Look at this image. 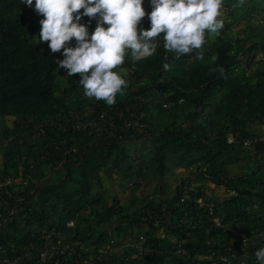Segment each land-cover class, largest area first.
I'll return each mask as SVG.
<instances>
[{
  "label": "trees",
  "instance_id": "trees-1",
  "mask_svg": "<svg viewBox=\"0 0 264 264\" xmlns=\"http://www.w3.org/2000/svg\"><path fill=\"white\" fill-rule=\"evenodd\" d=\"M258 2L223 0L226 19L206 32L202 59L165 50L163 34L152 56L126 53L113 69L126 86L107 105L83 94L79 73L59 84L58 55L34 43L42 18L35 0H0V182L13 181L0 188V264H209L196 257L241 243L226 228L264 246ZM143 6L151 11L148 0ZM138 27L149 28L147 15ZM166 166L191 175L170 188ZM113 184L130 190L128 202Z\"/></svg>",
  "mask_w": 264,
  "mask_h": 264
},
{
  "label": "clouds",
  "instance_id": "clouds-1",
  "mask_svg": "<svg viewBox=\"0 0 264 264\" xmlns=\"http://www.w3.org/2000/svg\"><path fill=\"white\" fill-rule=\"evenodd\" d=\"M35 0L40 19L39 42H48L50 53L60 52L55 63L65 76L79 73L83 94L113 105L126 81L113 71L129 53L134 60L152 56L154 38L163 34V47L177 57L196 52L210 36L222 29L223 0ZM33 6V0H20ZM242 5L244 0H237ZM83 9L81 12L80 10ZM147 15L149 28L138 27ZM87 17L88 23H82ZM96 26L90 32L92 20ZM75 41V46H66ZM62 50V51H61ZM168 70L169 65H162ZM221 73L223 68L218 69ZM256 264H264V246L253 253Z\"/></svg>",
  "mask_w": 264,
  "mask_h": 264
},
{
  "label": "built area",
  "instance_id": "built-area-1",
  "mask_svg": "<svg viewBox=\"0 0 264 264\" xmlns=\"http://www.w3.org/2000/svg\"><path fill=\"white\" fill-rule=\"evenodd\" d=\"M222 11L224 12L225 10L222 9ZM261 59L264 60V56H261ZM127 72L131 73L130 70H128ZM164 108L165 109L168 108V105L165 104ZM227 142L228 144H234L235 143L234 137L229 136ZM252 146H253V142L251 141L244 142V147H252ZM19 182L20 181H17L16 183ZM12 184L13 181L10 178H8L5 182H0V188H6L8 186H12ZM5 194L9 195V192L5 191ZM201 202L202 201L200 200L199 203L201 204ZM210 215L213 217V222L218 228L225 229V226L222 225V221L220 220V218L214 217L211 210H210ZM67 227L73 228L74 223L73 222L67 223ZM226 229L231 236H235V237L237 236L238 239L241 241V243L238 242L237 244H232L231 246L225 249V253L213 251L205 256H198L196 258L199 261H207L209 262V264H256V259L253 253L260 246L259 236L254 235V238L251 240L249 236H246V234L244 233H239L236 230L229 228ZM59 238L61 241H59L58 244H62L61 242L64 240V238L62 236H59ZM141 240L143 239L141 238ZM63 246H64V250L62 253L65 254L69 249V245L63 244ZM237 248H240V252L237 251ZM182 254L187 256L185 252H182ZM43 259H45L44 254L41 255V260ZM5 261L9 263L8 260Z\"/></svg>",
  "mask_w": 264,
  "mask_h": 264
},
{
  "label": "rangeland",
  "instance_id": "rangeland-1",
  "mask_svg": "<svg viewBox=\"0 0 264 264\" xmlns=\"http://www.w3.org/2000/svg\"><path fill=\"white\" fill-rule=\"evenodd\" d=\"M249 1L250 0H244V2L246 4H248ZM258 1H259L258 7H260L261 4H264V0H258ZM260 2H261V4H260ZM222 9L223 8H221V17H219V18L225 20L227 13L225 11L223 12ZM260 20H261V18H257L256 22H261ZM234 32H236L235 29H234ZM34 43L37 46L41 47L42 49L50 52V50L47 48L48 42H39V38H36V40H34ZM55 54L58 55L59 59H63V56H61L60 52H56ZM65 78H66L65 71L63 69H59V80H58V82H59V84H62V86L65 85ZM7 125L9 127H11L12 126V120H8ZM263 129L264 128H262V130ZM140 148H141V146H139V150H140ZM1 164H2V155H1V151H0V170H1ZM190 175H191V173L189 171L177 169L173 166H166V167H164V173L162 175V178L165 180V184L167 186H169L170 188H173L174 186L179 184L183 178L190 176ZM17 181H20V179L16 180L15 183ZM196 184H199V183H196ZM196 184H194V185H196ZM113 185H114L113 186L114 190L117 191V193L121 196V198L123 199V202H125V203L128 202V200L130 198V190L123 191L117 184H113ZM194 185L192 184V187ZM206 185L209 186L210 188H212L214 190V192L216 193V195L219 196V198L225 197V193H224L225 190L224 189H218V188L214 187V185H212L211 183H207ZM170 188H169V191H170ZM146 193H150V191H147Z\"/></svg>",
  "mask_w": 264,
  "mask_h": 264
}]
</instances>
